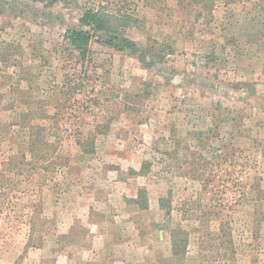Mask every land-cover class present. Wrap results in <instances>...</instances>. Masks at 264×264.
Here are the masks:
<instances>
[{
    "label": "rangeland",
    "instance_id": "rangeland-1",
    "mask_svg": "<svg viewBox=\"0 0 264 264\" xmlns=\"http://www.w3.org/2000/svg\"><path fill=\"white\" fill-rule=\"evenodd\" d=\"M0 8V264H264V0ZM86 8L131 15L150 65L93 30L81 57Z\"/></svg>",
    "mask_w": 264,
    "mask_h": 264
},
{
    "label": "trees",
    "instance_id": "trees-1",
    "mask_svg": "<svg viewBox=\"0 0 264 264\" xmlns=\"http://www.w3.org/2000/svg\"><path fill=\"white\" fill-rule=\"evenodd\" d=\"M3 6L5 5L3 4ZM1 11L2 9L0 8V12ZM131 18L132 16L128 15L126 12L118 15L100 8H86L82 13L80 22L82 25L87 26L90 29L87 30L79 27L68 28L66 38L75 51H78L81 57H85L88 46L93 38L91 30L97 32L100 31L110 38L107 41V44L113 47L116 46L120 50L128 47L132 52H138L141 61H143L146 65H150V61H148V50L122 34L125 28L131 25ZM120 29L121 32H119ZM115 40H118V43H116ZM27 141L28 152L31 154L33 159L41 162L42 164H59L60 159L56 153L57 147L54 143L48 140L44 133V128L41 125H33L30 127ZM78 144L83 146L80 141ZM83 150L87 153H91L94 151V146L92 145L89 148L85 147ZM162 206L164 205L162 204ZM170 231L173 259L183 258L188 244L187 235L184 234L185 231L180 228L171 229Z\"/></svg>",
    "mask_w": 264,
    "mask_h": 264
}]
</instances>
